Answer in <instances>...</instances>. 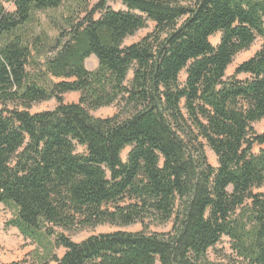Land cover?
<instances>
[{
  "label": "trees",
  "instance_id": "trees-1",
  "mask_svg": "<svg viewBox=\"0 0 264 264\" xmlns=\"http://www.w3.org/2000/svg\"><path fill=\"white\" fill-rule=\"evenodd\" d=\"M121 1L0 0V203L35 245L9 264H264V192L253 191L264 184V131L253 127L264 119V0ZM49 10L55 36L37 31ZM51 98L54 109L29 111ZM135 223L144 229L67 234ZM223 236L233 253L210 260Z\"/></svg>",
  "mask_w": 264,
  "mask_h": 264
},
{
  "label": "rangeland",
  "instance_id": "rangeland-1",
  "mask_svg": "<svg viewBox=\"0 0 264 264\" xmlns=\"http://www.w3.org/2000/svg\"><path fill=\"white\" fill-rule=\"evenodd\" d=\"M99 0H88L89 6H93L96 2ZM4 6L8 10H12L13 7L9 4H4ZM106 6L112 8V9H125V5L122 3L121 0H106ZM56 17H59L58 13L54 11H46V12H38L36 14V20H37V31L43 30L50 36H55V31L52 27V19H55ZM154 23L151 21L147 22L146 27L138 30L133 35L127 37L124 41V44H131L139 39H141L144 35L149 33L153 29ZM219 40V35H214L210 38V42L215 45ZM261 44L260 38H257L252 45L239 52L234 58L232 63L228 66L226 69V76H229L233 73L235 67L240 64L241 62L245 61L249 57L253 56L255 52L259 49ZM97 59L91 55L88 58L85 59L84 65L88 70H93L97 67ZM132 76V72L130 71L128 73L127 78L130 79ZM181 77H184V73L181 74ZM241 78H244V76H240ZM78 93L77 92H69L63 95L64 102L70 103V102H76L78 100ZM57 103L56 100L51 98L46 101H42L39 103L33 104L29 111L31 113L46 111V110H52L56 107ZM116 111V107L114 105L102 107L96 110H92L91 114L94 117L103 118L112 115ZM254 129L257 132L264 131V119L256 122L253 124ZM260 149V146H255L253 149V153H257ZM77 152H82L84 150L83 147L77 146L76 148ZM129 150V147H126L122 153L121 157L124 160L126 157V154ZM207 159L209 162L216 167L217 166V160L216 156L213 154V152L206 146L205 147ZM254 192H264V184L259 187L253 189ZM11 212L10 210L3 204L0 203V264H9L13 261L21 260L26 258L27 255H29L33 249L35 248V245L32 244L28 239L24 238L22 234L18 232V230L14 227L7 226L6 222L10 219ZM172 223L167 222L165 224L160 225H153L150 224L149 227H147L148 232H155V233H165L170 230ZM143 226L140 223H135L128 226H115L111 224H103L98 225L93 228H85L80 229L74 232L67 233L70 238L75 242H80L87 238L90 235L93 234H100V233H107L112 232L115 230H124L129 232H137L143 230ZM63 248L59 247L55 249V253L60 256L63 252ZM232 249L230 247V241L226 236H223L220 241L215 245L214 248L208 250V258L210 260L216 261L220 259H225L227 256H231ZM50 264H54L51 262ZM158 264V263H156Z\"/></svg>",
  "mask_w": 264,
  "mask_h": 264
}]
</instances>
